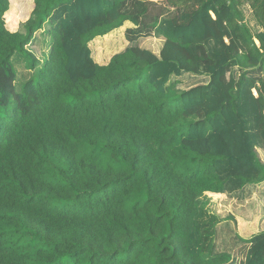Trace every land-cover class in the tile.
I'll use <instances>...</instances> for the list:
<instances>
[{"label":"trees","instance_id":"obj_1","mask_svg":"<svg viewBox=\"0 0 264 264\" xmlns=\"http://www.w3.org/2000/svg\"><path fill=\"white\" fill-rule=\"evenodd\" d=\"M128 21L97 64L89 43L98 60ZM16 54L39 68L22 91ZM184 74L211 80L180 91ZM259 150L264 0H0V264L233 263L206 194L263 183ZM246 243L242 264H264V231Z\"/></svg>","mask_w":264,"mask_h":264},{"label":"crops","instance_id":"obj_2","mask_svg":"<svg viewBox=\"0 0 264 264\" xmlns=\"http://www.w3.org/2000/svg\"><path fill=\"white\" fill-rule=\"evenodd\" d=\"M149 1L159 2L163 0H149ZM33 9L31 10V12L29 13L26 19H22L18 21L14 29L9 28L8 25L6 24V28L8 29V31L12 33L19 31L21 24L28 21L29 18L31 17V13ZM246 15H247V19L250 20V23L253 26H257L259 30L257 23L252 17L251 11H246ZM131 28H136V26L128 21L125 22L123 27L107 34V36H113L114 42L108 44V46H106L105 44H101L100 46L103 47L104 50H106L108 47L117 49L116 52H114L110 57L103 56L102 58L97 60L93 56V50L89 43V47L92 51V58L94 59V61L99 65L105 66L110 63L114 55L125 51L130 46V42H128L125 37V32L127 29H131ZM163 43H164L163 39L148 37V38L139 39L136 44L139 47L150 50L154 54L159 56L161 49L163 47ZM153 44L157 45V47L155 48ZM192 77L198 79L201 78L200 81L203 82L201 83V85L208 84L211 80V78L206 75L203 76L192 75ZM180 78L182 77L172 76L171 82L173 80H174L173 82H176ZM206 195L214 198L218 197L219 202L223 201L224 198L228 199L227 202L224 201L223 203L228 213L230 214L220 217L221 223L217 227V236H216L217 249L221 252H226L231 254L233 256L234 261L238 260V257L241 255L242 256L241 263L239 264H242V260L244 259L249 247L246 241L252 239V237L264 231V182L258 185L247 186L245 189L235 192L233 194L207 193ZM220 197H224V198H220Z\"/></svg>","mask_w":264,"mask_h":264},{"label":"rangeland","instance_id":"obj_3","mask_svg":"<svg viewBox=\"0 0 264 264\" xmlns=\"http://www.w3.org/2000/svg\"><path fill=\"white\" fill-rule=\"evenodd\" d=\"M246 11H249L248 9H246ZM248 21L250 22V20L248 19ZM251 24V23H250ZM251 26L253 27L254 30L258 31L257 26H253L251 24ZM51 27L50 25H46L45 29L42 31H39L36 34V38L35 40L30 44V46L28 47L29 50L33 51L35 53V55L37 56V58L40 61V67L44 64L45 60L48 58V55L50 53V48L52 46V38L49 34ZM147 40V39H145ZM144 40V41H145ZM94 42V41H93ZM114 42L113 40V36L110 37V40H108L105 45L108 46V44ZM101 44H97L93 47L98 60L100 58H102L103 56H105V52L107 50H112L115 48H110V47H106L107 49L104 50L103 47L100 46ZM155 46V48L157 47V45L153 44ZM13 62L15 65V68L17 70V90L18 91H22V89L24 88L25 84L27 82H29L32 77L34 75H36L38 73L39 68L35 69V70H31L29 69V61L21 54H16L13 58ZM195 76V75H193ZM182 78L178 79V89L180 91H185L187 89H190L192 87L195 86H199L201 85V78H195L192 77V74H186V75H182ZM174 81V80H173ZM172 81V82H173ZM259 156L260 158H263L264 160V153L262 151L259 150ZM206 198L208 199V204H207V208L209 209L210 212H212L213 214H216L219 218L221 216H225L228 215L230 213H228L227 209L225 208L224 205V201L227 202L228 199L224 198V197H220V198H224L223 201L219 202L218 197H210L208 195H206ZM219 202V203H218ZM241 255L238 257V260H235L233 264H239L241 263ZM232 264V263H230Z\"/></svg>","mask_w":264,"mask_h":264}]
</instances>
